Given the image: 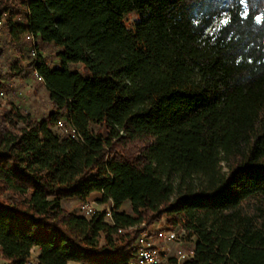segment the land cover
Instances as JSON below:
<instances>
[{
    "label": "trees",
    "instance_id": "1",
    "mask_svg": "<svg viewBox=\"0 0 264 264\" xmlns=\"http://www.w3.org/2000/svg\"><path fill=\"white\" fill-rule=\"evenodd\" d=\"M4 15L24 65L0 37V93L36 70L51 110L0 98V264H129L164 217L194 244L183 264H264V0H0ZM93 193L112 223L63 207Z\"/></svg>",
    "mask_w": 264,
    "mask_h": 264
},
{
    "label": "built area",
    "instance_id": "2",
    "mask_svg": "<svg viewBox=\"0 0 264 264\" xmlns=\"http://www.w3.org/2000/svg\"><path fill=\"white\" fill-rule=\"evenodd\" d=\"M6 15L0 19V37L5 38V34L10 36L8 28L5 27ZM25 40L30 43V53L33 57H37L36 42L32 34H27ZM34 82L45 85L44 79L35 70L32 72ZM12 82L9 83L10 89L14 88ZM6 97L5 92L0 93V98ZM58 128L62 129L65 134H69L73 139H81L77 130L67 120H59L57 122ZM101 200V199H100ZM99 200V201H100ZM81 212L85 218L91 219L99 215H103L105 220L112 223V215L114 205L112 202L99 203L97 201H90L87 199L81 204ZM124 230H119V234H123ZM186 230L182 227L171 229L162 222L154 226L142 225V231L135 241V259L129 264H165L171 258L169 243H176L177 248L175 255L178 264H183L193 258L194 244L188 245L182 239Z\"/></svg>",
    "mask_w": 264,
    "mask_h": 264
},
{
    "label": "rangeland",
    "instance_id": "3",
    "mask_svg": "<svg viewBox=\"0 0 264 264\" xmlns=\"http://www.w3.org/2000/svg\"><path fill=\"white\" fill-rule=\"evenodd\" d=\"M129 19L131 22L134 18L130 17ZM4 37V42H6L8 45L6 51L17 58L18 56L16 55V45H14L10 41L9 36H7V34H5ZM47 52L48 54H50L51 50L49 49ZM19 58L20 57H18V59ZM20 60L21 64L24 65V61L21 58ZM10 82H12L15 86L14 88L9 89V91L6 93L5 98L1 99L4 104L7 101L14 102L17 106L21 108V110L25 111L26 114H31L34 118H41L42 116H45L50 112L51 104L49 92L46 88H44L43 85H39L40 83L34 82V79L30 74L26 73V75H24L23 77L12 79L10 80ZM95 197L96 196H93L89 200L99 202V200H95ZM63 207L66 210L82 214L80 209L81 205L78 201L66 200L63 203ZM121 211L130 213V203L126 202L122 206ZM160 222H162L163 225L168 226L165 217ZM166 245H168V247L170 248V256L173 257L177 248L176 243H169ZM37 254L38 251L34 249L32 251L31 258L29 259L27 264H36Z\"/></svg>",
    "mask_w": 264,
    "mask_h": 264
},
{
    "label": "crops",
    "instance_id": "4",
    "mask_svg": "<svg viewBox=\"0 0 264 264\" xmlns=\"http://www.w3.org/2000/svg\"><path fill=\"white\" fill-rule=\"evenodd\" d=\"M39 85H43V84H39ZM43 86L45 88V85H43ZM93 196H96L95 197V200L102 199V194L101 193H93V194L90 195V197L88 199H91ZM35 250H37L38 251V254H39V250L38 249H35ZM38 254H37V260H38V256H39Z\"/></svg>",
    "mask_w": 264,
    "mask_h": 264
}]
</instances>
